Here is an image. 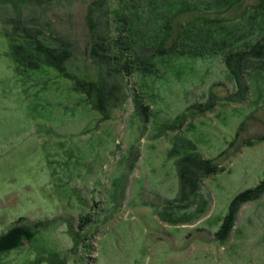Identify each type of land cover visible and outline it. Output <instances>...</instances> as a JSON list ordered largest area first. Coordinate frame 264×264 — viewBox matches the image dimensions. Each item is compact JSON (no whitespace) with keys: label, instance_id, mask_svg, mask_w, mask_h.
<instances>
[{"label":"rangeland","instance_id":"obj_1","mask_svg":"<svg viewBox=\"0 0 264 264\" xmlns=\"http://www.w3.org/2000/svg\"><path fill=\"white\" fill-rule=\"evenodd\" d=\"M208 1L209 13L179 21L233 22L241 33L259 19L246 14L260 0ZM88 4L53 2L50 21L82 45ZM216 23L209 34L223 36ZM8 48L0 32V264H264L263 82L230 101L236 87L219 55H167L156 73L127 80L123 105L105 119L75 81L46 65L20 69ZM67 69L98 74L82 56ZM179 143L214 172L182 188Z\"/></svg>","mask_w":264,"mask_h":264},{"label":"trees","instance_id":"obj_2","mask_svg":"<svg viewBox=\"0 0 264 264\" xmlns=\"http://www.w3.org/2000/svg\"><path fill=\"white\" fill-rule=\"evenodd\" d=\"M111 1L89 0L84 19L87 31L81 45L75 41L76 37L71 38L56 29L50 21L48 9L59 0H0V32L9 43L8 57L25 71L41 65L55 68L61 75L75 81L74 89L84 92L92 108L105 119L109 118L113 108L123 105L127 80L135 73H156L159 64L167 63L163 58L167 55L191 58L219 55L231 84L236 87L232 93L231 90L228 92L227 100L230 101L236 97L244 99L253 81L264 84V33L258 36L256 31L264 30V4L261 3L264 0L251 7L255 13H250L248 8L246 19L252 21L256 13L259 19L241 33L237 32L233 22L222 24L220 20L205 17H191L186 23L179 21L188 14L209 13L208 0L190 4L179 0V7L171 12L164 11L158 3L154 6L151 0H139L142 3L135 0L141 6L121 0L116 7ZM239 1L215 0L217 5L222 3L223 8ZM212 12L218 13V10ZM53 17L55 20L57 14ZM213 22H218L213 24L214 30L218 33L223 29V36L209 34ZM78 56L87 58L98 70L96 79L79 78L78 74L67 69L68 62ZM78 60L75 62H81ZM215 85L218 86L212 83L209 87L212 95ZM194 107L200 110V104L192 105L174 120L181 123ZM179 144L183 152L178 160L182 188L195 185L202 175L214 172L216 167L209 168L210 160L194 146L187 151ZM253 191L242 192L235 199H250L255 195Z\"/></svg>","mask_w":264,"mask_h":264}]
</instances>
